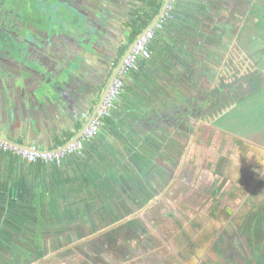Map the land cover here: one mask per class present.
<instances>
[{
	"label": "flooded vegetation",
	"instance_id": "af4514ba",
	"mask_svg": "<svg viewBox=\"0 0 264 264\" xmlns=\"http://www.w3.org/2000/svg\"><path fill=\"white\" fill-rule=\"evenodd\" d=\"M53 5L52 0H0V78L5 86L13 84L11 75L20 71L18 64L27 53L36 57L38 22ZM243 8L246 21L241 35L229 37L225 54L210 59L214 65L220 57L230 60L209 85V94L216 95L210 113H199L198 105L207 100L206 90L195 92L192 108L180 113L181 122L202 132L182 144L178 156L167 153L172 161L179 160L177 167L161 159L173 169L169 172L174 180L164 186L160 199L147 203L141 213L119 219L115 229L96 235L86 245L82 242L87 234H57L39 228L41 219L36 220V235L25 234L29 227L19 236L0 230V264H264V0H244ZM255 13L261 18L257 24ZM176 28L177 35H171L168 45L182 44L184 58L189 51L183 46L185 33ZM155 37L156 33L149 45L150 49L155 45L151 57L140 58L125 76L140 85V93L149 91L151 76L162 84L161 77L150 71L160 62ZM134 41H113L117 48L109 62L107 54H92L106 63L102 62L106 79L101 95L118 77ZM221 155L229 160L216 170ZM241 158L246 163L239 170L234 161ZM149 161L153 164L154 158Z\"/></svg>",
	"mask_w": 264,
	"mask_h": 264
},
{
	"label": "water",
	"instance_id": "95a60500",
	"mask_svg": "<svg viewBox=\"0 0 264 264\" xmlns=\"http://www.w3.org/2000/svg\"><path fill=\"white\" fill-rule=\"evenodd\" d=\"M52 1L54 5L51 11L42 13L40 22H38L39 36L36 37V57L27 53L26 58L18 64L20 71L15 75L8 73L13 76V84L5 86L1 82L3 78H0V113L3 115L1 120L4 121L2 127L9 133L16 132L18 127L16 123H19L21 129L16 141L28 146L38 143V128L48 126L49 120L58 122L59 119H64L69 114H72L74 120H81L83 113L87 114L86 112L93 110L89 118L85 120L82 131L89 125L107 96V93L101 95V89L106 79V70L102 62L105 65L106 63L100 59L97 60L92 54L100 57L107 54L108 57L105 61H111L110 57L115 54L117 44L107 36H113L111 26L117 24L119 20L118 11L114 9V5L117 9L119 7L124 9L127 6V2H123V0H67L68 5L65 3L66 0ZM168 1L164 0L161 14L156 21L161 19L164 11L166 12ZM177 9L174 7L170 10L169 17L166 19L167 23L163 29L173 37H176L178 32L176 27L189 29V26L182 25V22L180 23L182 27L176 25L178 24L176 22ZM238 16L239 14L235 13V18L233 17L230 22L231 25H236ZM173 19H175V23L172 21ZM153 24L138 35L127 54L140 35L144 34ZM203 37L205 41L202 40L203 42L198 45L199 53L202 54L200 81L193 84V91L197 95H199L200 90H203L206 85L216 79L218 69L224 68L225 70L229 67L228 62L230 61L220 57L217 58V64L214 65L210 60V57L215 59L219 57V53L225 54L226 42L229 38L223 37L214 40L209 36ZM156 40L158 39L156 38ZM183 46L189 47L188 44ZM11 76L10 78H12ZM139 87L140 85H136V81L130 76L124 78L123 91L118 99V101L122 100V104L120 108L116 106L120 111L119 114H122V119L114 125L115 142L101 140L96 148L97 154L103 156V159L99 160L103 169L108 173L111 172L112 167H114L113 170H116V167L121 164L126 166L129 176V180L126 181L133 195L128 201H122L115 209H107V211H102L103 213L85 220L77 230V232L88 236L82 245H86L90 241L91 243L94 242L96 235L99 236L115 229L119 219L141 213L147 203L150 204L156 199L159 200L158 196L164 186L171 184L174 180L169 172L173 169L161 159L165 157L168 162L171 161L177 167L179 160L175 158L172 161L168 158L167 153L171 152L178 156L177 149L190 137L198 133L200 135L202 132L200 129L195 130V127L188 122H181L180 118L177 121V127L169 121L167 123L163 121L162 132L155 131L157 120L150 123L145 122L143 128L134 123L131 114L137 110L136 104L141 94ZM206 98L205 103L198 105L200 107L199 113H210L209 107L213 104L212 99L216 98V95L207 92ZM169 107L173 108V103H169ZM36 109L38 110L37 114ZM199 113L197 114L199 115ZM123 120L129 123L131 132L124 128ZM174 128H177L178 131L175 132ZM22 129L25 132V138H21ZM5 141L12 142L13 139L6 137ZM96 141L98 142L97 139ZM83 156H85V152ZM105 157L107 161H110L112 167L104 160ZM151 158H154L153 164L148 165L152 163L149 161ZM227 160H229V156L221 155L215 163L216 170L220 164H226ZM234 162H236V166H239V170L246 163L245 160L243 162L242 158ZM154 163L158 167H154ZM138 168H141L142 173L139 172ZM146 170H148L147 173H145ZM105 180L107 181L106 178ZM105 180L100 179V183L94 185L100 196L107 195L110 191L108 186L110 183ZM8 192L12 194L17 192V189L11 187L7 190V194L5 192L0 193V197L4 198L2 199L4 201L0 203V215L5 214L9 218V221L4 219L0 221V228L6 223L11 225L13 221L18 222L19 218L29 215L28 212H30L31 207L36 206V200L24 203L8 198ZM45 222L48 224V221ZM28 227L29 224L25 225L24 228ZM92 232H94L93 235ZM68 235L71 233L65 236ZM211 244L212 241L207 242L206 245Z\"/></svg>",
	"mask_w": 264,
	"mask_h": 264
},
{
	"label": "crops",
	"instance_id": "0c3cea01",
	"mask_svg": "<svg viewBox=\"0 0 264 264\" xmlns=\"http://www.w3.org/2000/svg\"><path fill=\"white\" fill-rule=\"evenodd\" d=\"M123 2H127L128 7L117 9L114 5V9L118 11L119 20L117 24L111 26L113 36H107L113 41L126 40L127 38L136 40L143 30L158 21L156 19L161 14L164 0H123ZM243 5L244 0H177L172 9L178 8L176 15L178 24L176 25L181 26L182 22V25L189 26V29H183L181 26L185 33L183 42L189 46L186 48L189 49L188 54L183 58L180 49L182 44H171L169 47L168 42H172L171 35L163 29L157 30L153 44H157L160 62L155 67H151L150 71L154 76L161 77L162 84L158 85L157 78L153 79L151 76L152 85L149 91L144 90L140 94L136 104L137 110L131 114L134 123L143 128L145 122L150 123L157 120V129H154L157 132L163 131V121L166 123L170 121L173 126L177 127L178 119H183L184 116L183 113L180 115L182 109L192 108L191 103L195 98L193 84L200 81V60L202 57L194 58L196 54L200 55L198 45L203 42L202 40L205 41L203 36H209L214 40L232 36L239 38L243 23L246 21ZM235 13H240V15L236 18L234 27L230 22L235 17ZM164 14L165 11L162 16ZM254 15L256 16L254 22L257 24L261 18L259 13ZM146 22L149 24L145 25ZM193 45L195 48L192 47ZM154 48L155 45L152 47L153 52ZM179 59H182L183 63ZM142 67L143 65H140L141 69ZM141 69H138L137 72ZM209 85L203 89L206 90V93L210 90ZM169 103H173V109L168 108L167 104ZM121 104L122 100L120 99L117 106L120 108ZM92 111L86 112L87 114L83 113L81 120H74L72 114L64 119H59L58 122L49 120L48 126L38 128L39 138L37 146H35L38 149L50 150L76 139L81 134L84 122L92 114ZM119 112L115 108L111 115L104 120L99 136L91 138L86 143L85 156L83 154L69 155L60 165L44 161L30 162L23 156L0 148V193L7 194L9 188L15 187L17 192L12 194L8 192V198L24 203L36 200V206L30 208L29 215L19 218L18 222L13 221L11 225L6 223L0 228L1 232L8 229L10 234L19 236V231L23 232L25 225L31 222L32 224L29 225L28 232L25 234L36 235V220L41 219L38 223L39 228L53 229L61 235L74 234L89 217L99 215L107 209L113 210L122 201H128L132 197L133 194L127 184L129 176L126 166L121 164L116 167V170H113L114 167L105 157L104 160L112 167L111 172L108 173L103 169L99 160L103 159V156L97 154L96 151L101 140L115 142L114 125L122 119V114ZM2 118L3 115L0 113V139L5 140L6 137H10L13 139L12 142L19 143L16 141L21 129L19 123H16V125L18 124L16 132L9 133L2 127L4 122H2ZM122 122L124 128L131 132L129 123L125 120ZM174 131H178L177 128H174ZM24 133L22 129L21 138H25ZM22 145L28 146L27 144ZM138 169L142 173L141 168ZM147 172L148 170L145 171V173ZM105 178L110 183L108 185L110 191L107 195L100 196L94 185L100 183V179L105 180ZM2 199L4 198L0 197V203L4 201ZM0 216V221L3 219L9 221L7 215ZM44 221H48V224L43 223ZM44 224H46L45 227H43Z\"/></svg>",
	"mask_w": 264,
	"mask_h": 264
},
{
	"label": "built area",
	"instance_id": "2783aa9c",
	"mask_svg": "<svg viewBox=\"0 0 264 264\" xmlns=\"http://www.w3.org/2000/svg\"><path fill=\"white\" fill-rule=\"evenodd\" d=\"M176 2L177 0H169L166 14H164L163 18L154 23L152 27L137 39L131 51L127 54L118 77L113 81L107 96L98 108L96 115L76 139L50 150H42L38 149L35 145L26 146L0 139V148L23 156L30 162L44 161L48 163H56L58 165H60L69 155L84 154L86 143L99 134L101 127L104 124V120L110 116L112 111L116 108L117 101L123 91L126 74L136 66L140 58L151 57V49L149 47L150 42L154 38L156 31L162 28L165 16H167V13L172 10Z\"/></svg>",
	"mask_w": 264,
	"mask_h": 264
},
{
	"label": "trees",
	"instance_id": "16d2710c",
	"mask_svg": "<svg viewBox=\"0 0 264 264\" xmlns=\"http://www.w3.org/2000/svg\"><path fill=\"white\" fill-rule=\"evenodd\" d=\"M148 24H149V23H147V22H146V24H145V25H148ZM151 49H152V48H151Z\"/></svg>",
	"mask_w": 264,
	"mask_h": 264
},
{
	"label": "rangeland",
	"instance_id": "374dc122",
	"mask_svg": "<svg viewBox=\"0 0 264 264\" xmlns=\"http://www.w3.org/2000/svg\"><path fill=\"white\" fill-rule=\"evenodd\" d=\"M194 102V101H193Z\"/></svg>",
	"mask_w": 264,
	"mask_h": 264
}]
</instances>
